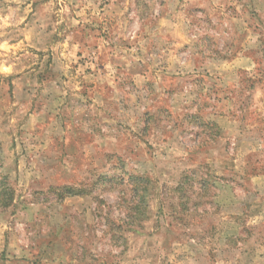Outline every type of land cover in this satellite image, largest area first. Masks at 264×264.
<instances>
[{"label":"rangeland","instance_id":"obj_1","mask_svg":"<svg viewBox=\"0 0 264 264\" xmlns=\"http://www.w3.org/2000/svg\"><path fill=\"white\" fill-rule=\"evenodd\" d=\"M0 183V264H264V0H0Z\"/></svg>","mask_w":264,"mask_h":264},{"label":"trees","instance_id":"obj_2","mask_svg":"<svg viewBox=\"0 0 264 264\" xmlns=\"http://www.w3.org/2000/svg\"><path fill=\"white\" fill-rule=\"evenodd\" d=\"M149 182H147L148 184ZM7 186L3 183H0V204L6 206L11 200L12 196L10 193H7ZM146 188L144 187V190ZM81 190L74 189L72 187H63L59 193V198L64 199L65 197H74L81 195Z\"/></svg>","mask_w":264,"mask_h":264}]
</instances>
